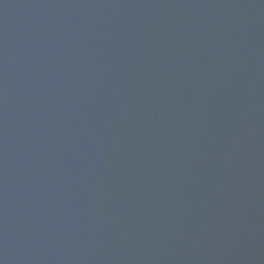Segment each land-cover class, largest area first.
Masks as SVG:
<instances>
[{"label":"water","instance_id":"95a60500","mask_svg":"<svg viewBox=\"0 0 264 264\" xmlns=\"http://www.w3.org/2000/svg\"><path fill=\"white\" fill-rule=\"evenodd\" d=\"M0 264H264V0H0Z\"/></svg>","mask_w":264,"mask_h":264}]
</instances>
